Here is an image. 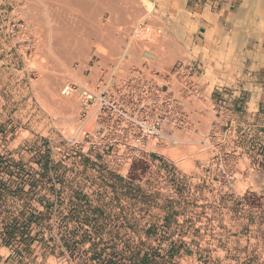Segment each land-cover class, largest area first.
<instances>
[{"label": "rangeland", "instance_id": "1", "mask_svg": "<svg viewBox=\"0 0 264 264\" xmlns=\"http://www.w3.org/2000/svg\"><path fill=\"white\" fill-rule=\"evenodd\" d=\"M45 1L0 0V256L31 254L21 264H264V114L250 129L221 130L210 100L218 80L203 90L205 81L194 77L198 88L183 98L185 124L173 132L179 143L151 142L146 147L149 172L143 180L130 181L122 176L125 171L118 174L103 163L87 170L78 155L62 159L80 103L76 92L69 94V110L53 103L67 96L60 94L66 82L93 87L100 78H121L132 66L148 77L158 71L174 85L170 71L176 64L202 65L206 59L231 66L224 79L241 77L246 68L237 51L264 32L261 0H235L234 12H244L238 42L222 15L213 28L206 27L207 43L197 36L202 38L201 20L208 22L209 13H193L189 0H117L119 13L114 4L116 13L108 4L98 6L100 0ZM209 1L201 0L202 7ZM52 26L76 28L72 31L87 41L84 49L72 56L52 54L47 43ZM223 30L224 40L217 35ZM12 121L15 127L8 126ZM210 134L217 136L213 143L207 140ZM28 140L40 162L50 163L47 173L34 176L41 178L35 186L41 196L28 194L32 184L24 195L28 171L12 155L19 150L2 147ZM50 146L61 149L52 154ZM138 167L147 168L138 165L130 172ZM55 191L58 197L51 195ZM38 205L51 211H39ZM54 206L59 209L53 212Z\"/></svg>", "mask_w": 264, "mask_h": 264}, {"label": "built area", "instance_id": "2", "mask_svg": "<svg viewBox=\"0 0 264 264\" xmlns=\"http://www.w3.org/2000/svg\"><path fill=\"white\" fill-rule=\"evenodd\" d=\"M170 75L176 85L158 71L148 77L141 68L132 66L121 78H100L93 87L64 83L67 86L63 90L76 92L80 103L77 123L64 138V158L68 152L79 159L99 155L103 167L118 174L125 171L124 178L145 179L150 169L146 147L159 138L171 143L174 130L185 124L183 98L190 97L191 89L198 86L192 64L178 63ZM216 139L215 134L207 136L209 142ZM217 144L212 148L220 154L221 149L213 147ZM153 146L156 148V144ZM138 165H146V171L138 167L130 172ZM233 178L229 173L227 183L231 184ZM9 255L15 257L16 249H11Z\"/></svg>", "mask_w": 264, "mask_h": 264}, {"label": "crops", "instance_id": "3", "mask_svg": "<svg viewBox=\"0 0 264 264\" xmlns=\"http://www.w3.org/2000/svg\"><path fill=\"white\" fill-rule=\"evenodd\" d=\"M226 1L227 2H222V0H211L204 3L203 7L201 0L188 1L187 7L191 11H194L193 13H199V11L202 10L203 13H209L208 15L210 16L208 22L201 20L205 26L203 28V32L201 33L203 39L201 36H197L199 40H203L205 43H207L205 40L208 33L206 31V27L213 28L219 18L223 15L225 20L228 21L232 26L230 37L235 39V42H238L240 31L237 24L239 23L240 19L243 18L244 12L241 10H239V12H234L232 6L234 5L235 0ZM206 9L207 11H205ZM3 11L4 10H0L1 18L4 17ZM213 16H216V18ZM259 18L262 20L264 19L262 16ZM256 31L259 32L260 30L256 27ZM217 35L224 40V30L219 31ZM252 36L254 35L252 34ZM262 36H264V32L259 34L257 41H247L245 46L239 48L240 50L237 51L238 55L240 53L239 58L241 59L243 69L246 68L244 75L241 77L235 76L230 80L224 79V75L226 76L230 73L231 66L229 65L226 68L222 67L218 65V62H214L215 60L210 61L206 59V62L202 65L201 63L196 62L192 64L195 73L198 74L197 77L205 81L201 84V86L199 85L200 88H203V90L207 89L212 81L218 80V82H216L212 87L210 92V100L213 108L215 109V115L220 118L219 127L221 130L226 127L227 132H234L237 126H245L247 129H250V127L256 126L260 123L257 119L264 114V41ZM259 38L262 39L261 42ZM8 126L15 127L16 124L12 121L8 124ZM4 145H6V147H14L15 149L19 150L15 151V153L12 155H15L14 157L16 158V163L18 162L17 165L24 166L22 167L24 171H28L24 174L26 178H29L26 181L28 185L26 186L25 191H27V189L30 187L29 184H32L33 187L30 189L31 192L28 193L27 191L24 193V195H27L28 193L31 195L36 194L37 196H41L42 193L40 192L42 191H38V188L35 187L40 184L41 178L37 179L34 176L38 177V175H42L43 171L47 173V165L50 164L48 163L49 161L45 159V162L44 160L42 163L40 162V160L35 155V152L30 151V149L35 148V146L34 143L30 142L29 140L27 142L19 141V143L16 145H14L12 141L5 142L2 147H4ZM60 148V146H50L52 154H55L57 149ZM67 155V159H72V157H69L70 152H68ZM80 158H82V164L85 169L91 170L90 167L100 169L102 163L101 156H82ZM62 159H64V155H62ZM62 163L68 165L67 162L62 161ZM33 169H38V173H35ZM56 191L51 195L58 197ZM59 192L61 193V190ZM62 194H65L64 190H62ZM261 196L264 197V193L261 194ZM38 206L39 211H44V213H46L49 209L42 205ZM57 208V206H54L52 208L53 212L56 211ZM60 209H62V207H60ZM70 212L72 211L70 210ZM55 238L57 240L59 239L56 234H53V239ZM2 248L3 247L0 246V250ZM27 254L28 253L26 251L21 252V255L23 256H20L18 259H6L0 256V264H21V262L28 261V258L31 254H28L29 257H27Z\"/></svg>", "mask_w": 264, "mask_h": 264}, {"label": "bare ground", "instance_id": "4", "mask_svg": "<svg viewBox=\"0 0 264 264\" xmlns=\"http://www.w3.org/2000/svg\"><path fill=\"white\" fill-rule=\"evenodd\" d=\"M45 1V0H44ZM60 1V0H59ZM62 1V0H61ZM66 1V0H65ZM67 1H69V2H73V4H78L76 1L77 0H67ZM101 2H99V3H101V5H98V6H102V4H104V5H106V4H108L107 5V7L108 6H111V4L113 5H115L116 6V9H115V11H117V8H119L120 7V5H119V7H117L118 6V4L117 3H115V2H117V0H100ZM122 1H124V0H122ZM126 1H128V0H126ZM46 2V1H45ZM47 2H49L48 0H47ZM78 2H80L81 3V1H79L78 0ZM84 2H85V0H84ZM91 2V1H90ZM98 2V1H97ZM114 2V3H113ZM119 2H120V0H119ZM261 2L264 4V0H261ZM79 3V4H80ZM98 3V4H99ZM110 3V4H109ZM50 4V3H49ZM51 4H53V3H51ZM85 4V3H84ZM117 4V5H116ZM120 4V3H119ZM262 4V5H263ZM72 5V4H71ZM103 5V6H104ZM49 6V5H48ZM79 6H82V5H79ZM84 6V5H83ZM72 7V6H71ZM106 7V8H107ZM114 6H111L110 8H109V10H112V8H113ZM87 8V7H86ZM97 8H100V7H97ZM105 8V9H106ZM78 9H80L81 11L83 10V9H81V8H78ZM102 9H104V7L102 8ZM123 9V8H122ZM134 9V8H133ZM49 10V9H48ZM51 10V9H50ZM88 10V9H87ZM47 11V10H46ZM54 11V10H53ZM102 11V10H101ZM118 11H120V10H118ZM117 11V12H118ZM64 12V11H63ZM83 12H85V11H83ZM87 12V11H86ZM112 12L113 13H116V12H114V10H112ZM111 12V13H112ZM135 12V11H134ZM53 13V12H52ZM59 13V12H58ZM119 13V12H118ZM118 13H117V15H118ZM55 14V13H54ZM79 14V13H78ZM136 14V13H135ZM134 14V15H135ZM138 14V13H137ZM56 15H59V14H56ZM55 15V16H56ZM68 15H70V14H68ZM89 15H90V13H89ZM120 15H121V13H120ZM119 15V16H120ZM122 15H123V13H122ZM121 15V16H122ZM139 15V14H138ZM73 16V15H72ZM124 16V15H123ZM50 17H52L51 15H50ZM54 17V16H53ZM74 17V16H73ZM85 17V16H84ZM59 18V17H58ZM58 18H56L57 20H58ZM68 18V17H67ZM112 18V17H111ZM116 18V17H115ZM118 18V17H117ZM55 19V20H56ZM122 19V18H121ZM124 19H125V17H124ZM73 20V19H72ZM72 20H70V21H72ZM82 20V19H81ZM112 20H114V19H112ZM111 20V21H112ZM125 21H126V19H125ZM125 21H124V24H125ZM130 21V20H129ZM56 22H58V21H56ZM67 22V21H66ZM72 22H74V21H72ZM114 22H115V20H114ZM54 23V22H53ZM64 22H62V24H63ZM71 23V22H70ZM75 23V22H74ZM112 23V22H111ZM140 23V22H139ZM59 24H61V23H57L56 25H59ZM77 23H75V25H76ZM86 24V23H85ZM88 24V23H87ZM87 24H86V26L85 27H88L87 26ZM92 23H90V25H91ZM94 24V23H93ZM122 24V23H121ZM63 25H66V24H63ZM62 25V26H63ZM69 25H71V24H68L67 26H69ZM75 25H74V27H75ZM78 25H79V22H78ZM101 25V24H100ZM103 25V24H102ZM108 25V24H107ZM60 26V25H59ZM62 26L61 27H54V26H52V27H50V28H52L51 30H49V42H47V43H49L48 45H49V47H48V45H47V47L49 48V51H51L52 52V54H57L58 56H63L64 54L63 53H65V54H68V55H71L72 56V51H74L75 49H77V48H83L84 46H85V44H86V42L87 41H84V38L83 39H81L80 37H79V35L77 34V32L78 31H76V33H74L73 31H72V29H71V31L69 30V28H68V30H67V28L66 27H63L64 29H62ZM72 26H73V24H72ZM106 26V25H105ZM130 26V25H129ZM54 27V28H53ZM70 27V26H69ZM85 27H83V28H85ZM94 27V26H93ZM100 27V26H99ZM98 27V28H99ZM49 28V27H48ZM92 28V27H91ZM95 28H97L96 26H95ZM105 28V27H104ZM74 29H76V28H74ZM73 29V30H74ZM77 29H79V28H77ZM119 29V28H118ZM123 29V28H122ZM139 29V28H138ZM88 30H90L89 28L87 29V31ZM95 30V29H94ZM101 30V29H100ZM149 30V28H146L144 31L145 32H147ZM92 30H90V32H91ZM98 31V30H97ZM96 30H95V32H97ZM101 31H104V30H101ZM112 31V30H111ZM85 32V31H84ZM90 32H88L87 34H90ZM106 32V31H105ZM158 33H160V31H157ZM81 33H83V32H81ZM91 33H93V31L91 32ZM103 33V32H102ZM108 33H109V31H108ZM126 33V32H125ZM140 33V32H139ZM138 33V34H139ZM94 34V33H93ZM99 34H101V32L99 33L98 32V35L97 36H99ZM111 34H112V32H111ZM148 35H149V33H148ZM168 35V34H167ZM81 36H82V34H81ZM88 36V35H87ZM122 36V35H121ZM147 36V35H146ZM86 37V36H85ZM89 37H90V35H89ZM103 37V36H102ZM101 37V38H102ZM164 37V36H163ZM215 37V36H214ZM92 38V37H91ZM122 39V38H121ZM84 49V48H83ZM86 49V48H85ZM113 49V48H112ZM80 50H82V49H80ZM77 52H78V50H76ZM75 53V52H74ZM81 53V52H80ZM79 56V55H78ZM89 57V56H88ZM104 57V56H103ZM64 58V57H63ZM149 69V68H148ZM75 75V74H74ZM48 78V77H47ZM49 82H50V84H51V86H52V84H53V86L55 85V78H53V77H51L50 79H49ZM68 84V83H67ZM65 86H67L66 84H64L63 86H62V88H61V92H60V94L62 95H67V96H63L62 98H60V99H58L57 100V102H56V99L55 98H53L54 99V102L53 103H56V104H58V106H61V107H65V108H67V110H69L68 109V107H69V105H68V103L69 102H71V101H69V99H71V97H72V95L71 94H74L75 92L73 91V90H71V89H68V90H66V91H64L63 89H64V87ZM51 88V87H50ZM49 88V89H50ZM52 88H54V87H52ZM51 88V89H52ZM50 89V90H51ZM49 90V91H50ZM54 93H56V92H54ZM46 94H47V91H46ZM52 94V93H51ZM59 94V95H60ZM71 95V97H70V95ZM49 95V94H48ZM77 95V94H76ZM61 97V96H60ZM52 99V100H53ZM69 101V102H68ZM47 102V101H46ZM76 103V102H75ZM42 104H44V103H42ZM55 104V105H56ZM69 104H71V103H69ZM45 105L47 106L48 105V102H47V104L45 103ZM46 106H45V108H46ZM57 106V105H56ZM48 107V106H47ZM47 109V108H46ZM71 111V110H70ZM66 120V119H65ZM179 139H172V143L173 144H178L179 143ZM171 143V144H172ZM166 148V147H165ZM164 151H165V149H164ZM172 151V150H171ZM168 153H171V156L173 157L174 155H173V153L174 152H170V150H169V152ZM176 154H177V152H175ZM175 154V155H176Z\"/></svg>", "mask_w": 264, "mask_h": 264}]
</instances>
